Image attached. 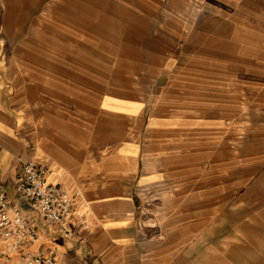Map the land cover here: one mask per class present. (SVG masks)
<instances>
[{"label":"crops","instance_id":"obj_1","mask_svg":"<svg viewBox=\"0 0 264 264\" xmlns=\"http://www.w3.org/2000/svg\"><path fill=\"white\" fill-rule=\"evenodd\" d=\"M28 159L82 191L57 264H264V0H0L11 199Z\"/></svg>","mask_w":264,"mask_h":264},{"label":"built area","instance_id":"obj_2","mask_svg":"<svg viewBox=\"0 0 264 264\" xmlns=\"http://www.w3.org/2000/svg\"><path fill=\"white\" fill-rule=\"evenodd\" d=\"M48 171L28 159L15 183L16 200L0 188V243L4 252L21 254L25 264H57L55 250L41 246L43 226L70 238L85 225L81 189L50 182Z\"/></svg>","mask_w":264,"mask_h":264},{"label":"rangeland","instance_id":"obj_3","mask_svg":"<svg viewBox=\"0 0 264 264\" xmlns=\"http://www.w3.org/2000/svg\"><path fill=\"white\" fill-rule=\"evenodd\" d=\"M242 107H243V109H244V111H245V105H244V103L242 104ZM243 113H245V112H243ZM239 124H238V128H239V131H238V145L239 144H241V145H239V149L241 148L242 150H244L245 148H247L248 147V145H252V139H253V136L255 135V134H252L248 129H244V130H242L244 127H246V119H245V117H240L239 116ZM249 125H251V123L249 124ZM255 137V136H254ZM243 140H246L244 143H246V144H242L243 142ZM238 152H240L239 150H238ZM9 255H11V254H9V253H6V252H4L3 251V247H2V245H1V247H0V257H6V256H9ZM0 264H2L1 262H0Z\"/></svg>","mask_w":264,"mask_h":264}]
</instances>
